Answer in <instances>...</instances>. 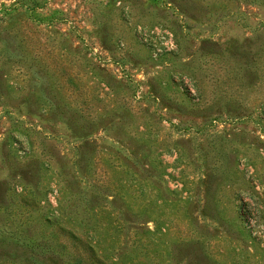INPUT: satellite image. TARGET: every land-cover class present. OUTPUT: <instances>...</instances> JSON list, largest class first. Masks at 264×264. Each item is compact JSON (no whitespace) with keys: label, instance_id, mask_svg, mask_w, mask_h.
<instances>
[{"label":"rangeland","instance_id":"obj_1","mask_svg":"<svg viewBox=\"0 0 264 264\" xmlns=\"http://www.w3.org/2000/svg\"><path fill=\"white\" fill-rule=\"evenodd\" d=\"M0 264H264V0H0Z\"/></svg>","mask_w":264,"mask_h":264}]
</instances>
